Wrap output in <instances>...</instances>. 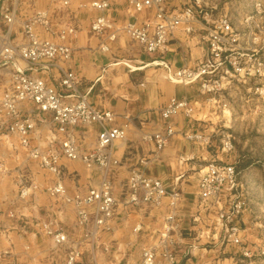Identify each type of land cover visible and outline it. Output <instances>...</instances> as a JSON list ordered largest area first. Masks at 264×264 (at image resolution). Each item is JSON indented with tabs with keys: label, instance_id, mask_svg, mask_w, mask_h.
Returning <instances> with one entry per match:
<instances>
[{
	"label": "built area",
	"instance_id": "obj_1",
	"mask_svg": "<svg viewBox=\"0 0 264 264\" xmlns=\"http://www.w3.org/2000/svg\"><path fill=\"white\" fill-rule=\"evenodd\" d=\"M70 1L49 0L52 7L58 9L66 7ZM126 2L129 17L115 21L107 13V0H91L90 6L103 13L92 20L90 29L109 41L127 35L148 53L165 52L178 29L192 36L197 31L198 23L204 31L208 55L196 65L173 68L165 59L153 61L152 64L163 71V77L168 81L182 85L197 84L201 94L211 95L229 88L236 75L248 78L260 74V63L255 64V71L248 68L244 42H241L227 14L215 13L216 5L208 4L206 0H190L183 8L168 9L165 0ZM16 6V0H0V128L4 130L3 134L16 139L17 145L13 147L24 151L41 169L55 176L53 183L43 187L45 191L74 207L76 222L85 229L83 239H73L52 219L39 222V230L50 238L54 249H66L63 264H80L83 243L95 244L99 233L113 230L118 201L110 174L120 164L113 156V147L115 141L126 138L130 116L124 115L125 123L113 125L114 112L96 109L85 94L78 92L77 77L69 67L72 48L65 42L68 36L74 35V27L61 25L53 29L49 7L33 5L19 15ZM148 9L152 14L139 21L135 15ZM1 24L5 27L4 31ZM15 28H18L17 35L12 41L10 38ZM99 48L106 51L109 47L101 42ZM26 66L45 73L54 69L59 76V85L66 94H60L55 86L46 83L37 74L27 72ZM28 102L33 104V108L26 109L24 114L22 110ZM197 103L185 98H171L160 109L164 129L142 134L143 140L154 143V158L175 133L172 119L181 114L193 118ZM35 110L36 113H33ZM36 119L45 129L44 136L36 126ZM92 124L99 126L96 143L91 149L83 151L73 131L78 125ZM221 135L223 149L230 150L231 135L225 131H221ZM184 137L189 141L205 139L199 132H186ZM65 161H80L87 168L96 167L101 173L99 184L82 195H70L60 178V166ZM148 162L149 159L140 158L138 165L129 170L124 204L133 209L147 206L149 211L166 206L167 211L162 214L160 225L152 227L143 220H137L131 227L132 233L142 234L144 238L137 260L123 261L116 255L112 260L100 261L95 253L91 264H185L178 255L180 246L185 244L178 212L181 192L175 188L167 190L159 179L146 175L141 166ZM8 171L0 161V175ZM236 174L234 165L215 161L200 170L197 181L198 213L193 216V221H199L201 213L212 212L218 227L214 231L222 232L223 238L231 244L242 245L244 230L236 221L244 211V205L236 195ZM38 188L39 185L33 180L23 185L18 195L21 202ZM16 208L9 209L7 215L10 218H23L24 213H19ZM3 230L1 227L0 231ZM24 248L28 249L29 246L24 245ZM196 248L198 245L191 243L186 253L191 254ZM108 249L104 247L105 251ZM6 253L0 250V259ZM241 253L248 256L249 251L243 247Z\"/></svg>",
	"mask_w": 264,
	"mask_h": 264
},
{
	"label": "crops",
	"instance_id": "obj_2",
	"mask_svg": "<svg viewBox=\"0 0 264 264\" xmlns=\"http://www.w3.org/2000/svg\"><path fill=\"white\" fill-rule=\"evenodd\" d=\"M90 1L71 0L69 5L58 9L52 7L49 0H16V11L19 15L33 5L49 7L53 29L56 30L61 25L75 28L74 35L68 36L65 42L72 48L69 67L77 77L78 92L85 94L96 109L114 112L113 125L125 123L124 115L130 116L126 138L115 141L113 147V156L120 161L119 166L110 174L113 192L118 201L113 230L99 233L95 244L83 243L80 264H91L92 255L95 253L100 261L112 260L116 255L123 261L137 260L144 238L142 234L132 233L131 227L137 220H143L152 227L160 225L161 216L167 211L166 206L149 211L147 206L133 209L124 204L129 170L138 165L140 158L149 159L146 165L141 166L146 175L159 179L167 190L175 188L181 192L182 200L178 212L186 238L178 255L185 264H190L193 257L186 253V249L192 239L187 240L185 226L186 223L192 229L199 226L193 221V216L198 213V175L207 162L213 160L212 155L206 146L194 144L184 137L186 132L196 129L199 122L196 123L182 114L172 119L175 133L155 158L154 143L143 140L142 134L164 129L160 109L171 98L204 103L207 95L200 93L197 84L172 83L163 77V71L159 67L152 64L155 60L165 59L173 68L196 65L208 55V46L203 39L204 31L198 23L197 31L192 36H187L178 29L165 52L148 53L127 35L109 41L105 36L95 34L90 29V24L103 12L92 8ZM107 1V13L113 20L123 21L129 17L126 0ZM189 3L190 0H165V7L180 9ZM151 14L152 11L148 9L135 16L140 21ZM1 29L5 30L2 24ZM17 29L11 35L12 41L16 39ZM101 42L107 43L108 50L99 48ZM25 70L42 77L46 83L55 86L60 94H66L59 85V76L54 69L45 73L26 66ZM31 108L33 104L28 102L22 112L25 114V110ZM36 126L44 136L45 129L38 119ZM98 130L99 126L96 124L78 125L74 128L75 139L83 151L94 147ZM3 131L0 128V161L9 171L0 175V228L5 229L0 231V250L7 252L1 257L0 264H63L66 249H54L50 238L39 230V222L52 219L70 237L77 240L83 239L85 229L77 224L75 209L71 204L49 195L43 188L53 183L55 176L41 169L24 151L15 148L16 139L6 136ZM60 178L70 195H82L90 187L99 184L101 173L96 167L87 168L80 161H65L60 166ZM32 180L36 181L39 188L21 202L18 197L19 190ZM13 205L19 213H24L23 218H10L7 215ZM89 210L92 208L89 207ZM200 215L201 218L213 217L212 212ZM199 232L197 230V234ZM210 232L215 241L214 246H217V240L223 239V234L218 230ZM199 236L201 235L198 234L196 238ZM200 243L199 241L197 245ZM24 245L29 248L25 249ZM104 247L109 248L108 251Z\"/></svg>",
	"mask_w": 264,
	"mask_h": 264
},
{
	"label": "rangeland",
	"instance_id": "obj_3",
	"mask_svg": "<svg viewBox=\"0 0 264 264\" xmlns=\"http://www.w3.org/2000/svg\"><path fill=\"white\" fill-rule=\"evenodd\" d=\"M206 1L217 6L215 13H226L230 18L247 48L248 68L255 71L256 63L261 66L260 74L248 78L236 75L229 88L207 95L190 118L199 124L188 133L199 132L205 137L191 142L206 146L211 161L235 166L236 195L244 205L236 223L244 236L242 245L220 238L214 246L210 231L217 227L215 217L199 219L194 229L186 223L187 240L201 242L188 255L193 257L190 264H264V0ZM221 131L231 135L228 151L223 149ZM243 247L248 256L241 253Z\"/></svg>",
	"mask_w": 264,
	"mask_h": 264
}]
</instances>
